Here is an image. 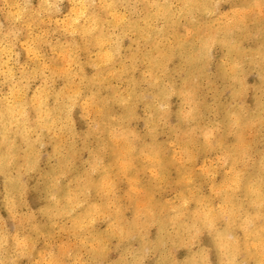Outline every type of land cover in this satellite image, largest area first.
Instances as JSON below:
<instances>
[{
	"label": "clouds",
	"instance_id": "clouds-1",
	"mask_svg": "<svg viewBox=\"0 0 264 264\" xmlns=\"http://www.w3.org/2000/svg\"><path fill=\"white\" fill-rule=\"evenodd\" d=\"M0 264H264V0H0Z\"/></svg>",
	"mask_w": 264,
	"mask_h": 264
}]
</instances>
